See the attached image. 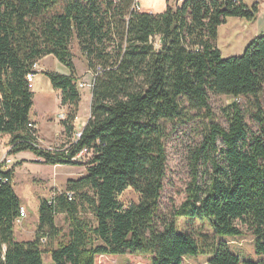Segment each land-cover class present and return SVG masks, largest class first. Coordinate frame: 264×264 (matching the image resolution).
<instances>
[{
  "label": "trees",
  "instance_id": "16d2710c",
  "mask_svg": "<svg viewBox=\"0 0 264 264\" xmlns=\"http://www.w3.org/2000/svg\"><path fill=\"white\" fill-rule=\"evenodd\" d=\"M135 3L0 0V136L8 139L7 156L30 152L42 165L76 167L82 151L91 155L83 177L68 180L51 202L40 201L35 236L27 242L14 238L21 209L14 170L0 166V264H43L45 254L52 264H95L99 256L127 254L149 256L151 264L199 256H208V264H264V35L238 57L223 59L215 45L227 19L253 22L258 7L242 0H182L154 15L134 12ZM73 41L94 78L90 119L74 144L52 152L38 146L26 77L48 56L69 71L42 72L67 108L61 125L69 137L81 101ZM210 95L249 98L248 107L224 108V128L214 122ZM191 112L208 121L196 162L204 153L213 172L203 186L193 175L173 219H164L166 128ZM129 189L138 203L119 200ZM85 209L94 224L83 218ZM58 215L68 223L63 236ZM177 219L190 228L198 222L199 232L181 231ZM244 232L252 236L255 261L241 260L222 241ZM44 240L55 246L45 250Z\"/></svg>",
  "mask_w": 264,
  "mask_h": 264
},
{
  "label": "rangeland",
  "instance_id": "374dc122",
  "mask_svg": "<svg viewBox=\"0 0 264 264\" xmlns=\"http://www.w3.org/2000/svg\"><path fill=\"white\" fill-rule=\"evenodd\" d=\"M140 11L150 14H161L165 11V0H136ZM169 6H175V0L167 2ZM230 23L220 28L217 31V39L215 45L221 52L223 59L230 56H237L238 50L234 47H228L225 35ZM71 53L73 55V64L76 71V81L79 94H82V101H80L78 108L79 127L81 124L88 122L90 119V105L91 94L90 84L94 79L92 74L87 70L86 62L81 54L76 41L71 44ZM242 55V54H241ZM42 72L56 73L62 76H68L69 71L55 59H48L39 63L34 67ZM41 72V74H42ZM39 74L34 79L35 88L33 91V108L31 109L30 118L36 125L38 146L44 150L57 151L66 150L70 145L77 140V134L81 131L76 130L72 139H68L67 135L62 133L61 124L66 119L67 109L59 105V91L51 88L48 79ZM84 90V91H83ZM249 98H231L226 96L210 95V106L214 115V122L227 127V117L224 108L230 104L239 106L245 110L248 105ZM264 106V93H263ZM248 127L252 131H256L257 125L254 124L249 117H246ZM208 121L202 115L196 113H187L181 121L175 124H168L166 128V138L164 139V147L167 159L166 176L163 182V190L161 192L159 206L160 215L164 219H173L172 212L177 209L185 200L188 186L192 180L193 175H196V183L203 186L208 183V180L213 172L210 162L206 161L205 154L201 153L198 162H196V152L201 148L205 140V131ZM222 148L220 141L217 142V152ZM10 148L8 147V139L5 136H0V166L4 171L14 170V192L20 199L21 207L25 211V218L19 219L15 225L19 224L22 227H31L38 223L37 208L40 201L46 200L51 202L53 196L62 192L68 180H77L85 175L86 163L90 159V153L82 151L77 157L76 162L80 165L70 166H47V165H29L21 167L15 161L26 159L21 155L15 160L7 156ZM13 157V156H11ZM211 158L220 161L219 155L210 154ZM61 190V191H60ZM60 191V192H59ZM119 200L125 205L130 203H138V195L132 191H125ZM87 209V208H86ZM82 212L83 218L89 220L94 224L92 216L88 210ZM83 211V209H82ZM20 214V210H19ZM37 214V215H36ZM56 226L61 231V236L66 235L68 231V223L64 215H58L55 219ZM181 231H190L193 234L199 232V223L196 222L192 228L185 226V221L177 219L176 221ZM25 229V228H24ZM203 234H211V231L204 227ZM18 239L29 240L32 237L31 233L24 232L17 233ZM61 239V238H59ZM222 241L228 246L229 250L237 255L241 260L255 261L257 258L253 253L252 236L244 232V234L237 238H225ZM45 250L51 249L47 241H43ZM47 254L43 256V264H50L47 261ZM208 256H199L198 258H185L183 264H208ZM95 264H151L149 256L136 255H121L115 257L99 256L95 259Z\"/></svg>",
  "mask_w": 264,
  "mask_h": 264
},
{
  "label": "crops",
  "instance_id": "0c3cea01",
  "mask_svg": "<svg viewBox=\"0 0 264 264\" xmlns=\"http://www.w3.org/2000/svg\"><path fill=\"white\" fill-rule=\"evenodd\" d=\"M165 1H166V6H165V9H166V7L168 5L167 2L170 0H165ZM181 1L182 0H175V2H176L175 4H180ZM242 2L248 7H251L252 5L256 4L258 7V13H257V17H256L255 21H253V22H247L245 20L237 19V18H229L226 20V23L224 24L225 26L227 25V23L231 24V27L229 28V30L227 31V33L225 35V38H227L226 39L227 45H228V47H234L235 49L238 50V53H236L237 56H230V57L240 56L243 53V51L245 50V48L251 42H253L257 37L264 35V0H242ZM140 12H143V11H140ZM224 25L220 26L218 28V31ZM48 59H54V58L51 56L45 57V58L41 59L37 63V65L39 63H42L43 61L48 60ZM42 71L43 70L39 71L38 69L37 70L35 69L36 74L34 75V79L36 77H38V75L41 74ZM34 79H33V84H32L33 85L32 86V92L34 91V88L36 85ZM48 82H49V80H48ZM90 94H92L91 90H90ZM33 96H34V94H33ZM82 97L83 96L81 94V101L83 99ZM60 99H61V96L59 95V105H60ZM60 107H61V105H60ZM62 108H65V107H62ZM78 124H79V116H78V112H77L76 119L74 120L73 125H72V133L69 137L67 136L69 140L73 138L74 132L76 130L78 131V129H79V131L82 132L84 127L86 126L87 122H85L84 124H81L80 127ZM61 128H62V133H64V135H67L64 128L62 126H61ZM21 155H24L26 157V159L21 160V161H15V163L19 162L18 164H20L21 167H26L29 165H38L39 162H41L38 158H36L30 152L19 153L17 155H14L13 157L10 156V158H14L15 160H17V158ZM39 165H41V164H39ZM62 191H63V189H62ZM37 212H38V208H37ZM18 221L19 220H17L16 222H18ZM20 224H19V226L18 225L14 226V238H15V240L17 242H27V241L33 240L38 223L36 225H31V227H28V226L22 227ZM24 232L31 233L32 234L31 239H29V240L18 239L17 233L24 234ZM46 256H47V261H50L49 255H46ZM48 264H50V263L48 262Z\"/></svg>",
  "mask_w": 264,
  "mask_h": 264
},
{
  "label": "built area",
  "instance_id": "2783aa9c",
  "mask_svg": "<svg viewBox=\"0 0 264 264\" xmlns=\"http://www.w3.org/2000/svg\"><path fill=\"white\" fill-rule=\"evenodd\" d=\"M133 11H134V12H140V8H139V5L137 4V1H136V3H135L134 6H133ZM33 79H34V76L31 75V74L27 75V77H26V80H27V83H28V87H29V89H31V90H32V86H33V85H32V84H33ZM90 88H92V82H91V84H90ZM29 127H31V126L29 125ZM79 137H80V133L77 134V139H78ZM68 197H69V200H71V196L69 195ZM25 215H26L25 211L23 210V208H21V209H20L19 218H20V219H23V218H25Z\"/></svg>",
  "mask_w": 264,
  "mask_h": 264
}]
</instances>
